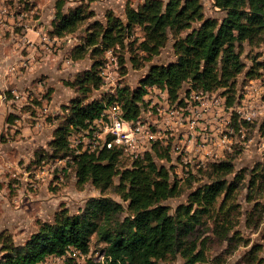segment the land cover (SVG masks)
<instances>
[{"label": "trees", "instance_id": "16d2710c", "mask_svg": "<svg viewBox=\"0 0 264 264\" xmlns=\"http://www.w3.org/2000/svg\"><path fill=\"white\" fill-rule=\"evenodd\" d=\"M75 1L78 4L67 10L68 0L56 1L52 35L63 37L74 33L95 15L84 0ZM213 3L222 15L207 16L203 0H144L137 6L127 4L125 19L114 10H107L105 21L95 19L89 24L72 56L78 60L90 52L94 61L74 80L66 81L79 95L62 105L67 113L55 128L50 146L54 157L71 156L79 183L92 182L100 194L89 198L77 213L62 208L53 221L39 223L22 244L6 237L0 264H37L49 255L62 254L73 247L88 253L93 237L104 243L105 264H161L177 255L186 264L206 260L205 251L198 249L194 235L206 224V218L222 228L225 222H230L226 216L234 203L228 202L243 178L230 158L215 163L210 171L212 179L192 189L185 201L172 207L167 201L180 196L183 188L172 179L170 169L157 162L153 152L125 165L121 150L116 148L76 154L69 136L89 129L100 116L103 100L91 99L90 94L103 82L100 72L103 55L114 46H124L125 39L136 28L143 31L138 48L144 55L138 61L133 56L135 66L159 55L170 38L177 58L151 66L139 87L120 88V100L128 118L141 113L140 102L147 83L166 86L173 98L179 96L186 82L205 90L224 88L232 103L238 93V76L247 67L241 46L245 42L251 46L264 44V0H213ZM121 61L123 67L122 58ZM261 70H264V58L259 60L255 56L251 69L245 71L246 76L257 77ZM156 154L166 156L158 150ZM230 174L236 176L237 182H229L226 177ZM251 175L252 194L264 188V163ZM111 191L119 198L109 195ZM225 233L227 229L222 236ZM259 263L264 264V259L260 258Z\"/></svg>", "mask_w": 264, "mask_h": 264}, {"label": "rangeland", "instance_id": "374dc122", "mask_svg": "<svg viewBox=\"0 0 264 264\" xmlns=\"http://www.w3.org/2000/svg\"><path fill=\"white\" fill-rule=\"evenodd\" d=\"M56 1L0 0V13L3 15L9 13V17L18 15V20L14 19L12 22L7 20L12 24V28L8 32L13 29L21 33L26 28L24 23L36 21L39 18L42 19L44 15H46L48 23L52 24L55 12L52 11V5ZM143 1L84 0L85 3L89 4L95 15L84 22L76 32L66 35L71 38L69 42L64 43L66 36H63L61 40L55 41L52 49V53H62L63 61L70 60L72 62L71 65L67 63L68 65L65 66L68 71L64 76L65 78L62 77L60 89H56L55 84L50 83V76L43 73L38 77L41 88L34 98V104L24 105L20 107V110L16 106L13 112L9 113L10 122H7L9 124L6 125L7 130L2 136L0 134V259L4 254L3 241L6 237L12 239L16 244H22L37 230L39 223L53 221L56 213L62 208L68 209L71 213H77L84 207L89 198L100 194V190L92 182L79 183L73 158L54 157L52 155L53 149L50 146L52 138L50 139V137L67 113L62 105H67L73 97L79 95L74 87L66 84V81L74 80L77 74L88 69L94 61L90 52L84 58L74 60L72 51L76 44L82 41L81 35L86 32L89 24L95 19L105 21L107 10H114L116 14L125 19L126 5L130 3L137 6ZM78 2L68 0L66 10L67 7L75 6ZM203 3L207 16L222 15L215 7L213 0H203ZM4 5L8 7H2ZM1 17L3 16H0V24L3 23ZM48 33L52 36L51 31H48ZM142 40L143 31L136 28L125 39L124 46H114V49L124 61L121 68L123 84L132 89L140 86L142 79L148 74L151 66L167 64L177 58L173 48V39L170 38L159 55L144 64H140L139 67L135 66L133 56L136 55L135 59L138 61L140 60L139 56L144 55V51L138 48ZM240 50L242 51V59L247 65L245 71L251 69L255 56L259 60L264 58V44L251 46L245 42ZM105 55H103L104 58ZM17 71H19V68H17ZM245 71L238 76V93L246 83V77H248ZM257 77L264 83V70L259 71ZM219 91L223 93L224 88ZM16 93L22 94L20 91L12 90L8 91L6 95L7 97L12 96L14 101V98L19 99L16 98ZM90 96L92 99L94 94L91 92ZM96 98H100L97 93L94 99ZM91 99L89 98V101ZM38 104L39 106H37ZM25 107H30V109L24 110ZM27 113L30 114L25 117L22 116L27 115ZM10 114H12V117ZM17 117L26 121L32 120V117H37L34 119L35 121L33 120L34 124L42 121L41 128L54 127L48 131L46 137L33 142L32 146L20 144L22 142L18 143V141L23 137L18 135L23 126L18 125ZM3 127L4 124L3 126L0 124V131ZM247 127L248 139L264 136V120H256L248 124ZM157 150L166 156H158L156 154ZM152 152L157 162L168 167L172 179L178 181L183 188L180 196L167 201L172 207H175L181 201H185L192 189L210 181L212 179L210 171L215 163H219L210 162L206 169L186 174L177 164L178 158L171 149L157 145ZM243 152L244 149L236 150L228 156L235 164L236 170L243 176L237 184V190L228 202L234 203V208L226 216L230 222H225V228H222L217 225V222L206 218V224L200 226L194 235L198 249L205 251L206 260L195 264H260L259 259H264V188L251 194L249 186L251 174L254 173L258 165L264 163V157L251 156L248 151L247 154ZM121 158L122 164L130 165L132 163L131 158L126 155H122ZM235 177L234 174H230L226 178L231 183L237 182ZM108 194L119 198V195L115 192L111 191ZM252 197H255V199L250 200ZM218 218L222 219L220 215ZM226 229L228 233L227 235L225 233V238V235L222 236V234L224 231L226 232ZM103 248L104 243H98L96 237H93L91 249L94 257L85 260L84 264L101 263L102 259L99 257ZM161 264H186V262L181 255H177L174 259L162 261Z\"/></svg>", "mask_w": 264, "mask_h": 264}, {"label": "built area", "instance_id": "2783aa9c", "mask_svg": "<svg viewBox=\"0 0 264 264\" xmlns=\"http://www.w3.org/2000/svg\"><path fill=\"white\" fill-rule=\"evenodd\" d=\"M44 40H49L48 36ZM67 63L72 64L70 60ZM16 64L11 66L12 71L29 66L26 59ZM121 68V55L114 48L108 49L100 69L103 82L94 91L103 97L104 107L89 129L70 134V146L76 154L116 148L133 162L159 145L171 149L178 158L177 164L189 174L206 169L210 162L224 161L237 149L249 147L253 138H247V125L264 119V83L259 77H246L232 103L219 91L221 88L205 90L186 82L179 96L173 98L166 86L147 83L140 102L141 113L128 118L120 100L119 91L124 85ZM15 95L21 98L20 93ZM93 257L92 249L84 253L73 247L37 264H84ZM99 258V264H105L104 249Z\"/></svg>", "mask_w": 264, "mask_h": 264}, {"label": "crops", "instance_id": "0c3cea01", "mask_svg": "<svg viewBox=\"0 0 264 264\" xmlns=\"http://www.w3.org/2000/svg\"><path fill=\"white\" fill-rule=\"evenodd\" d=\"M52 11L56 12V2L52 5ZM55 12L53 19L55 18ZM0 16H3L1 17L3 23L0 24V124H2V126L4 124V129L2 128L3 130L1 129L0 131L2 136L7 130V117L10 112H13L14 107L17 106L19 107L18 110H20V107L24 105L28 106L29 104H34V98L38 95V90L41 88L38 82L39 75L43 73L49 75L50 83L55 84L56 89H60L62 77H64L68 71L65 66L68 64L67 61H63L62 53H52L55 41H59L62 38L56 35L51 36L50 33H48V31L52 30L53 26L51 23H48L46 15H44L42 19L39 18L36 21L24 23L26 28L25 30L23 29L21 33L13 29L8 32V30L12 28V24L7 20L10 22L14 19L18 20V15L9 17V13L5 15L0 13ZM44 36H48L49 40H44ZM70 40L71 38L66 36L64 43ZM24 59H26L29 64L27 68L19 69L17 72L11 70L10 66ZM12 90L20 91L22 93L20 94L21 98H14L13 101L12 96V98L7 97L6 93ZM95 92L93 93L94 96H96ZM54 102L53 99V103ZM37 106H39V104ZM28 109H30V107L24 108V110ZM29 114L30 113H27V115L22 116L25 117ZM36 118L37 117H32V120L26 121L25 119L17 117L16 121L18 125L21 127L23 126L18 135L19 137H23V139L18 141V143L22 142L20 144H29L32 146L33 142L46 137L48 131L54 127L41 128L40 124H42V121L34 124L33 120ZM263 120L264 119L261 121ZM51 138H53V135L50 139ZM252 138L253 143L245 148L243 153L248 151V153H251V156L264 157V137L259 136L257 138L256 136Z\"/></svg>", "mask_w": 264, "mask_h": 264}]
</instances>
